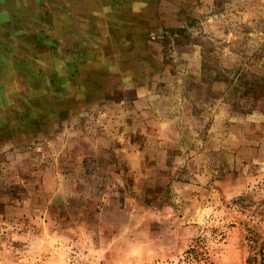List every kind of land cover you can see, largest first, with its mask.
<instances>
[{
  "label": "rangeland",
  "instance_id": "obj_1",
  "mask_svg": "<svg viewBox=\"0 0 264 264\" xmlns=\"http://www.w3.org/2000/svg\"><path fill=\"white\" fill-rule=\"evenodd\" d=\"M263 242L264 0H0V264Z\"/></svg>",
  "mask_w": 264,
  "mask_h": 264
},
{
  "label": "trees",
  "instance_id": "obj_2",
  "mask_svg": "<svg viewBox=\"0 0 264 264\" xmlns=\"http://www.w3.org/2000/svg\"><path fill=\"white\" fill-rule=\"evenodd\" d=\"M194 250H195V247H192V248L188 249L186 251V253L193 252ZM258 254L260 255L259 263L264 264V242L261 244L259 251H258ZM247 262H248V264L256 263L257 257L256 256H250V257H248Z\"/></svg>",
  "mask_w": 264,
  "mask_h": 264
}]
</instances>
